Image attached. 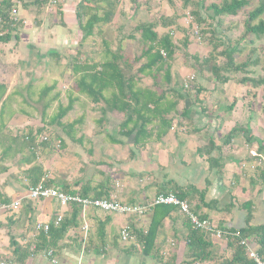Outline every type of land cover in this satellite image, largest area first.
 I'll return each instance as SVG.
<instances>
[{
  "label": "crops",
  "instance_id": "1",
  "mask_svg": "<svg viewBox=\"0 0 264 264\" xmlns=\"http://www.w3.org/2000/svg\"><path fill=\"white\" fill-rule=\"evenodd\" d=\"M125 1L133 5V13L137 7L140 10L146 5L140 0L137 3L135 0ZM20 2L19 25L11 30L0 26V36L8 35L7 41H0V195L10 201L20 200L17 210L1 214L13 215L19 211V216L8 221L18 226L20 236L11 240L8 226L0 221V264H48L44 258L39 260V252H32L37 238L36 241L29 239L34 230V225L30 227L29 223L31 218L36 219L35 224L50 223L58 214L64 217L67 208L60 207L54 200L26 198L30 187L27 169L41 164L34 147H26L22 137L29 132L36 133L40 119L34 118L22 105L31 99L38 100L40 95L45 96L57 84L52 71L58 50L73 52L78 42L82 43V32L75 15L80 0H49L55 4V12L51 15H41L42 6L48 0ZM139 19L148 21L143 17ZM105 28L110 26H96L91 36H100ZM73 37H77L76 43ZM63 43L67 44L66 48L59 46ZM74 44L73 48L69 47ZM200 100L197 97V101ZM192 101L196 99L185 98L184 103ZM181 113L177 112L168 130L159 124L157 117L147 125V130L153 131L151 138L135 145L130 138L119 135L124 113L94 112L97 124L93 125V135L85 137L81 131L77 137L72 136V145H67L66 153H62V164L73 159V154L76 156V163L81 167H78L80 176L71 182L72 172L65 176L63 165L60 180L78 188L89 185L92 189L90 197H116L129 204L147 203L158 193L176 195L179 190L188 191L187 201L191 209L220 227L237 230L263 223L264 186L257 171L260 156H257L256 140L259 137L250 125L252 118L249 119L254 112H247L243 117L245 121H231L227 130L220 128L221 117L215 118L211 112L187 110L186 118ZM178 121L192 123V126L184 124L178 127ZM248 124L250 135L255 139L251 143L245 141ZM235 125L237 136L225 144V136ZM161 133L163 135L158 137L157 134ZM48 156L50 159L41 165L45 178L56 179L59 172L53 166L54 153L49 152ZM209 158L218 159L212 168ZM22 218H27L25 226ZM155 220H159V225L154 247L150 254L145 255L140 237L146 234ZM86 221L89 224L87 239H82L79 231V214L77 227L69 231L59 248L53 251L58 264H233V250L224 239L206 237L208 243L199 244L205 248L204 259L195 258L188 238V222L173 206L155 208L142 217L89 211ZM125 225H129L133 233L130 240L122 242L119 231ZM101 229L104 230L102 235L99 233ZM71 233L76 235L71 236ZM247 241L256 249L254 242ZM14 244L21 247L16 253ZM102 244L104 249L100 248ZM49 260L52 262L50 257Z\"/></svg>",
  "mask_w": 264,
  "mask_h": 264
},
{
  "label": "rangeland",
  "instance_id": "2",
  "mask_svg": "<svg viewBox=\"0 0 264 264\" xmlns=\"http://www.w3.org/2000/svg\"><path fill=\"white\" fill-rule=\"evenodd\" d=\"M135 1L137 3V0ZM197 1L198 0H189L188 5L184 6L181 0H172V3L168 2V0H140V3L146 5L140 8L141 13L138 12L140 11L138 7L133 13V5H130L125 0H120L112 22L110 24H105L110 26L109 29L105 28L100 36H89L84 39L82 43L78 42L77 49L73 52H64L62 49H59L61 51L58 50L57 59L54 60V68L52 71V76L57 84H55L53 89L45 94V96L40 95L38 100L31 99L22 105L24 109L31 112L34 118L40 119V125L36 126L37 129L36 133H34L35 140L33 143L34 151L38 156L37 158H39V163L42 165V162L45 163V160H48V158L50 159V156H48L49 152H51V154L54 153L53 166L55 169L58 168L57 172L59 173H57V177L55 176L56 179L51 180L62 183L60 179L62 177L61 169L63 165L65 171L62 172L65 173V176H67L69 172H72L71 174L73 176L71 177H73V179L71 182L80 176L78 171L79 164L76 163L78 160L75 158L76 156L73 154V159L66 160L65 164H62V153L65 154V147L72 143V136L77 137L81 131V134L85 135V137L93 135V125L97 124L94 112H102V108L104 107L103 103L93 104L85 95L79 94L75 86L76 77L72 73V67L77 61L82 63H101L105 61L109 58V56L104 54V49L107 47L112 51L119 50L126 60L133 63V58L140 53L141 48L138 41L139 33L135 31V25L142 22L140 21L142 19H139L142 17L148 21H157L160 17H172L175 19V24L169 29L157 27V30L159 34L169 31L178 47V51L175 53L171 64L174 81L170 87H174L175 85L181 86L189 93L191 100L194 98L196 99V101H192L190 104H187L189 102L184 103L180 101L178 110L181 111L184 106H188V112H211L215 118L219 115L221 117V121H219L220 128L225 130L231 125V121H245L246 118L243 119L244 115H246L247 112H254V115H251L249 118H252V121L250 120V125L254 128V133L257 137L264 140V115L262 114L264 97L263 87L253 88L249 84L240 83V79L243 76L252 78L261 77L262 65L250 66L246 69L245 73H225V75L229 77V81L225 84H220L218 81L214 80L207 68L202 66V60L210 54L216 56L215 61L217 64L224 62L219 52L224 50L226 46H232L233 44L238 45V49L234 53L235 63L243 62L251 49H255V57L259 59L262 58L259 48L260 46H264L263 38L258 39L254 36L245 37L243 26L247 12L252 10L261 0H247L248 5L241 9L235 16L220 15L214 19H210L209 17V15L212 14L209 6L212 4L220 5L223 0H203L202 7L198 8V12L203 19L200 25L191 14L192 10H195L194 3ZM11 3L15 4L17 18H19L18 12L22 9V3L20 0ZM54 5V2H49L48 0V2L42 6L41 15L43 13L46 15L54 13ZM38 11L40 13V10ZM139 13L140 15L138 18ZM262 18L264 19V15ZM19 23L20 21L16 26H18ZM101 25L103 26L104 24ZM195 29L198 31L197 34L194 33ZM72 39L75 41L74 43H76L77 37H73ZM100 39L102 42H100ZM185 39L188 41V46L186 48L183 46V41ZM63 44L59 46L66 48L67 44ZM72 46H75V44L69 45L70 48H73ZM185 52L188 53V57L185 56ZM217 53L218 55H216ZM192 56H196L197 60L193 59ZM134 65L133 71L137 69L140 63ZM191 76L193 77L192 80L190 79ZM139 78L138 86L142 88L151 87L152 80L149 76L142 75ZM185 84L187 87H185ZM154 90L158 91L159 88H154ZM196 91L199 92L196 93ZM52 93L53 95H51ZM197 97L201 98L200 102L197 101ZM70 100L73 101L71 109L60 121L55 122L54 116L58 113L59 107L62 106L65 108ZM233 102L235 103L234 107L229 109L230 104ZM107 112L110 111L108 110ZM72 119L74 120L73 122L80 119V122L77 121L72 129L67 128V124L73 123L71 122ZM184 124L188 127L192 126V123L186 124V122L182 123L181 121H178L176 126L181 127L182 125L184 126ZM77 127L79 129H77ZM246 130L251 133L249 124L246 125ZM219 134L220 133H218V135ZM114 135H116V133ZM41 137H46L47 140L40 141ZM259 138L256 142L260 141ZM58 141H60V144L57 146ZM248 148H250V145ZM70 153L72 154V151H70ZM254 158H257V156H254ZM259 163V168L264 167V156H262ZM81 166L82 168L85 167V165ZM89 167L91 168L92 166ZM48 170L51 171V169ZM86 172L90 173V171ZM93 175L94 174H92L91 177H93ZM18 212L13 215L0 216V221L8 226L7 231L11 240L20 236V233L17 231L18 226L10 223L8 219L19 216ZM22 220L25 226L27 218H22ZM35 220L36 219L31 218V222L29 223L30 227L32 224L34 225V230L29 234V239H35L34 241H36L38 236V232L35 229V225L37 224H35ZM12 222H14V220ZM72 235L75 236L76 234L71 233V236ZM88 236L89 232L87 238ZM120 241L122 240L120 239ZM39 253V260H43L44 258L47 260L48 264H52L46 251ZM53 257L55 259L56 255L54 254Z\"/></svg>",
  "mask_w": 264,
  "mask_h": 264
},
{
  "label": "trees",
  "instance_id": "3",
  "mask_svg": "<svg viewBox=\"0 0 264 264\" xmlns=\"http://www.w3.org/2000/svg\"><path fill=\"white\" fill-rule=\"evenodd\" d=\"M183 5H188L189 0H181ZM202 1L198 0L194 3L195 10L191 14L194 16L198 24L203 22L198 8L202 7ZM120 0H80L76 6L75 15L78 20V26L82 32L81 41L93 34L94 28L101 24H109L112 22L113 16L116 13ZM172 3V0H168ZM248 5L247 0H223L220 5L212 4L209 9L212 14L210 19H214L220 15L235 16L241 9ZM12 3L10 1L0 2V16L3 18V29L11 30L17 23H13L10 18V9ZM264 1L261 0L250 11L247 12L243 22L244 35L254 36L255 38H263L264 40ZM175 24V19L172 17H160L157 21L139 22L135 26V31L139 33V43L141 45L140 53L133 58V63L126 60L123 54L117 50L112 51L108 47L104 49V54L109 56L108 59L101 63H80L77 61L72 67V73L76 77L75 86L81 95H85L93 104L103 103L102 112H120L124 113L125 119L121 123V132L119 135L130 138L135 145L141 140L150 139L153 135L152 130H147V125L151 124L157 117L160 119L159 124L166 130L169 129L171 122L177 115V112H182L181 115L186 118L187 109L184 106L181 111L178 110L179 102L189 99L190 95L181 86L172 84L173 73L171 71V64L175 53L178 51L177 44L174 42L169 31L159 34L157 27L169 29ZM8 35L0 36V41H7ZM252 41V40H251ZM183 46H188V41H183ZM237 44L226 46L224 50L219 52L223 57L224 62L217 64L215 55L210 54L202 60V66L212 75L213 79L220 84H225L229 81V77L225 75L227 72L245 73L250 66L258 64L262 65V76L259 78H252L243 76L240 83L249 84L256 88L262 86L264 92V46H260L259 50L262 58L255 57V49H251L247 58L240 63H235L234 53L238 49ZM164 53V55L161 54ZM218 55V53L216 54ZM188 57V53L185 52ZM197 60L196 56H192ZM140 65L133 71L134 64ZM147 75L151 78V87L138 86L140 76ZM174 80V79H173ZM168 87V88H167ZM159 88V90H154ZM199 91H196L198 93ZM109 94L108 96L106 94ZM73 101L70 100L65 108L59 107L58 113L54 116V121L58 122L71 109ZM235 103H231L229 109L234 107ZM262 114L264 115V97L262 104ZM77 122L67 124V128H74ZM39 131V130H38ZM73 131V130H71ZM238 128L235 125L231 131L225 136L224 143H230L231 140L237 136ZM161 137L163 133L157 134ZM34 134L29 132L22 137L25 141L26 147H33ZM143 140V141H144ZM252 138L250 133L246 132V143H251ZM250 141V142H249ZM47 144V143H43ZM201 152V149L199 150ZM257 156H264V140L257 142ZM210 167H214L218 159H210ZM220 170V169H219ZM218 170V171H219ZM258 177L264 186V167H258ZM27 178L30 186H35L43 181L46 186H52L60 189L64 193L71 195H78L81 197H90L92 191L89 185H81L79 188L70 186L67 183H57L51 179L45 178V171L42 166L35 164L27 169ZM76 184V183H75ZM74 184V185H75ZM176 196L179 199L187 200L188 191H177ZM96 198H102L97 196ZM0 202H10V199L0 195ZM170 206H156L155 208ZM81 212V207L76 204H71L62 218L61 222L55 226L54 219L49 223V230L45 234L39 232L37 242L33 253L56 250L60 246V242L78 225V216ZM195 212V211H194ZM196 213V212H195ZM201 218H206L200 216ZM187 222V221H186ZM159 225V220L152 221L146 234L140 237L142 243V252L148 255L152 252L154 247V239L156 229ZM189 225V224H188ZM190 227V226H189ZM222 227V226H221ZM224 228V227H222ZM240 238L251 240L256 245L255 251L264 261V222L256 225L237 229ZM99 233L102 235L104 230L101 229ZM207 235L202 232L192 230L190 227V234L188 235L192 245L194 257L204 259L202 257L204 247L199 246L200 243H208ZM15 245V244H14ZM227 246L233 250V258L231 263L254 264L247 258L245 250L238 244V241L230 240ZM20 246L15 245L14 252L16 253ZM101 249H104L102 244ZM26 251V250H25Z\"/></svg>",
  "mask_w": 264,
  "mask_h": 264
},
{
  "label": "built area",
  "instance_id": "4",
  "mask_svg": "<svg viewBox=\"0 0 264 264\" xmlns=\"http://www.w3.org/2000/svg\"><path fill=\"white\" fill-rule=\"evenodd\" d=\"M10 18L13 23H18L19 21L17 18V9L15 7L10 9ZM2 23L3 18L0 16V26L2 25ZM194 33L197 34L198 31L195 29ZM161 54L164 55L163 52H161ZM190 79L192 80L193 77L191 76ZM185 87H187L186 84ZM46 140V137L40 138V141ZM59 144L60 141L57 142V146ZM26 198L30 200H55L57 204L62 208H68L71 204L80 206L81 224L79 227V231L82 234V239H87V234L89 232V224L86 221V216L89 211H98L104 214H118L125 217H142L147 212L152 211L156 206H173L177 208L178 211L182 214L192 230L202 232L211 238L224 239L227 242L236 239L238 241V244L244 248L245 254L248 259H250L254 264H264V261L260 258L251 244L246 239L240 238L237 230L222 228L207 218H201L200 215H198L191 209L187 200L179 199L173 193H158L151 201L147 203L129 204L121 202L116 197L96 198L71 195L68 193H64L56 187L46 186L43 181H41L35 186L29 187ZM19 206L20 200L0 202V215L10 214L13 211L17 210ZM62 218L63 215L58 214L55 217L54 225L57 226L61 222ZM35 229L37 232H43L46 234L49 230V223H37L35 225ZM132 231L133 230L129 225L123 226L119 231V238L123 242L130 240L133 233ZM47 256L51 258L52 262H55V260L53 259L52 250L47 251Z\"/></svg>",
  "mask_w": 264,
  "mask_h": 264
},
{
  "label": "flooded vegetation",
  "instance_id": "5",
  "mask_svg": "<svg viewBox=\"0 0 264 264\" xmlns=\"http://www.w3.org/2000/svg\"><path fill=\"white\" fill-rule=\"evenodd\" d=\"M52 264H58V261L57 260H55V262H51Z\"/></svg>",
  "mask_w": 264,
  "mask_h": 264
}]
</instances>
